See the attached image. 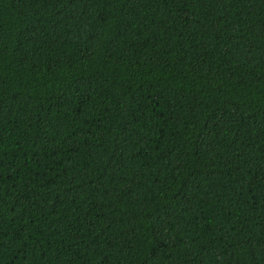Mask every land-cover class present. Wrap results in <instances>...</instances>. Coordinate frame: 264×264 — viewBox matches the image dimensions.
<instances>
[{"label":"trees","instance_id":"trees-1","mask_svg":"<svg viewBox=\"0 0 264 264\" xmlns=\"http://www.w3.org/2000/svg\"><path fill=\"white\" fill-rule=\"evenodd\" d=\"M0 264H264V0H0Z\"/></svg>","mask_w":264,"mask_h":264}]
</instances>
